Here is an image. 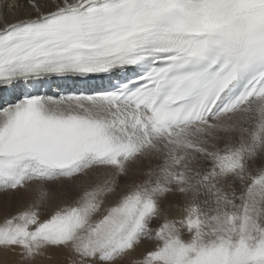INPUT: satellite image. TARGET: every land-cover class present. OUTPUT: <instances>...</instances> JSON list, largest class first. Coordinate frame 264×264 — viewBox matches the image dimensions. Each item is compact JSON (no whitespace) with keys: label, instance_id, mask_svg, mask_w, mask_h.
<instances>
[{"label":"snow or ice","instance_id":"1","mask_svg":"<svg viewBox=\"0 0 264 264\" xmlns=\"http://www.w3.org/2000/svg\"><path fill=\"white\" fill-rule=\"evenodd\" d=\"M0 194L12 264H264V0H0Z\"/></svg>","mask_w":264,"mask_h":264},{"label":"rangeland","instance_id":"2","mask_svg":"<svg viewBox=\"0 0 264 264\" xmlns=\"http://www.w3.org/2000/svg\"><path fill=\"white\" fill-rule=\"evenodd\" d=\"M7 202L8 204V210L9 211H15L17 207L21 206V203L16 200L14 197L11 195H2L0 194V214L3 213L4 208H5V203ZM57 255V252H52L51 253V259H45L41 262V264H62L64 257L62 254ZM13 258L6 253H0V264H12Z\"/></svg>","mask_w":264,"mask_h":264},{"label":"bare ground","instance_id":"3","mask_svg":"<svg viewBox=\"0 0 264 264\" xmlns=\"http://www.w3.org/2000/svg\"><path fill=\"white\" fill-rule=\"evenodd\" d=\"M74 83L76 84V86L79 88V89H85L87 90V88L89 87V85L83 83V82H79V81H75L73 80ZM61 81H56L55 83L53 82H49L47 84H45L41 89L43 88H47V93L48 94H57V90H58V85ZM95 82H93L94 84ZM5 98H8V99H11L12 98V93L11 92H7V93H3L2 94ZM60 254V253H59ZM58 255V253H57ZM56 255V256H57ZM52 264V263H51Z\"/></svg>","mask_w":264,"mask_h":264}]
</instances>
